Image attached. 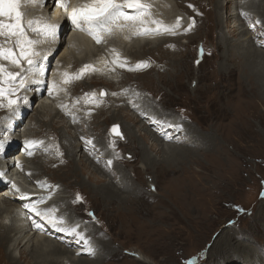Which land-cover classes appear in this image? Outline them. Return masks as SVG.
<instances>
[{
  "label": "bare ground",
  "instance_id": "obj_1",
  "mask_svg": "<svg viewBox=\"0 0 264 264\" xmlns=\"http://www.w3.org/2000/svg\"><path fill=\"white\" fill-rule=\"evenodd\" d=\"M54 1L55 0H52V1L44 0V3L40 4V3H31L29 2V0H21L20 10L23 13L22 21L24 22L27 35L29 36L30 39L37 41V43H35L34 45V49L40 53V57L37 58L36 63L33 66H31V71L28 70L30 66L22 58H21V62L19 66L12 64L8 60H4L0 58V64H3L7 71L19 74L17 80L15 81V90L11 93V97H10V98L16 99L17 104L14 105L12 108H9L8 105L0 104V118H1L0 119V141L5 142L3 149L0 150V173H3V176L0 177V182H1L0 184V253L3 251L4 254H6V257L9 259V261H12L15 264L19 263L20 259L27 258L26 254L33 260V264H66V263L67 264H103L105 263L104 257L106 255H111V253L114 252L115 248L112 247L110 244L106 245L105 242L103 241H100L101 245L99 244L100 245L99 247V245H97V243L93 241L92 234L89 233L83 219L82 220L81 218L74 219L66 215V210L68 209L70 205L68 203H67L68 205L66 204L67 200H65L64 189L61 190L59 188L60 185L59 186L57 185L58 183L57 181L51 180L48 176L42 173H39V171H36V170H40V168L43 169L44 165L47 163L49 164L54 163L55 164L54 168H57V167L58 168L50 172L52 174H54L55 172L59 173L61 171H64V172L66 171V173L68 172V174H66L65 177H62L60 181L62 182V185L66 184L68 181L67 176H69L70 174H72L75 177L76 174L79 175V173H85V171L86 172L88 171L86 170V164H84V159H83L84 157H82L80 160L75 159L76 158L75 155H77V152H79L80 154L83 153L85 154V156L88 157L86 160L89 161V158H90L89 165H91L95 171H99L106 179L101 184L100 183L101 178L100 179L95 178L94 177L95 175L93 174L94 172L93 173L91 172L88 175V179H89L88 182L83 180L85 177L83 178L81 176V178L83 179L76 178L74 184H77V187L78 186L85 187L87 183H89L90 187L88 189L91 190L92 194L99 196L105 202L106 201L116 202V200H120L122 202V200L125 201V199L128 201L127 199L128 196H130L131 194L135 196L136 192L138 191L137 189L138 186H136V184L132 181V178L129 179L128 176H126L127 174L125 173V169L122 170L118 168V166L120 165L118 163L119 162L121 163L124 161L122 153H121L122 151L121 149L122 143H120L121 140L118 141L117 139L109 136L108 131H107L105 142H103L102 140L100 143V141H97L96 138L92 136V134H90L88 131L84 129V127L88 126L89 123L96 124L97 127H101V122H99V120H95L97 117L101 115V112L98 114H95L96 110L100 108H104V106H106L105 108L110 107L108 106L110 104L109 102H111L113 106L115 105L117 106L116 103L118 102V100H121V99L124 100L125 98L127 102V103L125 102V106L129 107L130 109V104H132L131 106L133 107L131 110L134 111L136 116L141 119V125H140L141 127L137 126L138 128H136L134 123H130L131 121L130 117L127 116L126 112L124 111L114 109L112 110V114L114 115L116 113V115L123 116L122 117L123 128L121 127V129L123 130V133L125 132L124 134L126 135V138L129 137L133 141L132 143H137L143 155L141 156V158H142V162L144 166H146L145 168L146 169L148 168L147 170L155 173L156 176L159 174L160 175L164 174V172L167 173V171H165L166 170L165 162L168 163L169 159H171L172 157H175L174 153L176 152L177 148H178L177 149L178 151H181L184 153L185 157L187 156V153L190 151L191 152L199 151L200 153L201 152L200 150H204L203 148L199 149L198 147L192 148V147H186V146L170 145L168 143L164 144L161 142V139L164 142H171L174 139L178 141L180 139V136L182 137V134H184L183 136L184 144H194L197 142L196 138H198V135H199L204 145H205L204 143L205 138L206 139L208 138L209 140H211L210 144L213 145L215 143L214 136H204L205 138L204 137L202 138V135L198 134V131L196 132L192 130L191 128L192 126L190 128L189 127L186 128L184 124L180 122L181 118L177 119V118H173L169 116L162 117V116L155 115V113L152 114L153 112L150 113L147 111H143L141 108L136 106L135 100H134V94H133L134 90H138L139 92L141 90L135 87H129V84H125L126 83L125 81H124L125 83L122 82L124 78H122L123 80L121 81V76L118 79H114L112 75L114 72L121 73L122 71H127V73H131V70H135L134 72L142 71V70L147 69L149 65L147 64L148 65L147 67H141L138 69L136 68V64L138 62L140 61H152V62L157 61L158 62L160 60V59H156L155 57H154L155 60L153 59L143 60L142 57L146 55V54L143 55L145 49H147L148 51H151V50L159 51V49L161 50L162 45L166 43L168 49L170 48V46H172L175 51L176 46L178 45L180 40H182V38L184 40H187L190 37L192 38V35L190 32H192L195 29H191L190 31H185V29L188 28V24L191 23L193 20L196 22V20L193 17H197V15L195 16L192 10L187 9V8L185 9L184 7H182L183 10L180 12L177 11V9L174 10L173 9L174 7L180 8V4H178L177 0H175L174 5L172 3V0H143L144 3H148L151 5V18L162 21L164 25H168V26L175 25L177 23V20L175 17L177 15H181L183 17V20L179 21V26L175 28V34H152V35L132 36L130 35L127 29H124L122 32H119L113 35H109L107 32H101L100 35L103 37V41L101 43H97L96 40L93 38V36H91L86 31H81L77 29L73 24L67 21L66 17L63 16L59 21L58 19L61 16L60 14H57V10L53 9L52 3ZM69 1H73V0H69ZM203 1L207 4L212 3L213 5L212 7L216 9V13H215L216 16L212 15V19H210V21H213L212 26L214 28H217V30L218 29L220 30L218 32V36L220 38L219 39L220 40L219 44L221 45L220 47H222L223 49V51H221V54H220L223 57V63H225V61L229 62L232 60L231 62H233V65H239L240 62L242 61V60L239 61L240 58L244 60L246 59L249 63L248 62L245 64L242 63L240 67L243 68V71L245 72L244 75L247 78L246 80H248V82L246 81L247 84L248 83L251 84L250 91L252 95L258 94L259 90L264 91V77L260 73H258L259 74L258 75L256 73L258 69L255 70V67H254L255 64L259 63L258 58L264 60V33L262 34L263 37H261L260 40H258L259 38L258 39L256 38V35H261L259 32L262 30L264 26V22L262 21L260 17L264 14L262 13V15L259 16L260 14L251 10V8L255 5H258V4L264 5V0H260L259 1L260 3L257 2L258 0H224L223 1L224 3L226 4L230 3L226 11V13L228 12L227 16H225L224 18L225 23H223V19H221L222 12H220V10L224 8V4H222V0H203ZM183 2H188V0H182L181 4ZM190 2L193 4L195 11H196V8H199L202 14L200 6L196 5L192 1ZM187 5H190V3L188 2ZM126 11L129 13H134L135 10L126 9ZM188 11H189L188 13L189 15L186 14V12ZM183 14H186V15H183ZM29 19L37 21L38 23L34 24L33 27H36L39 29H43V26L46 23L57 25L58 26L57 37L55 39H53L51 36H48L46 38L43 34H37V33L32 32L31 29L27 28L26 22ZM196 19L197 21H199V18H196ZM241 19H244V23H242L243 25L240 23ZM0 21H3L6 24L14 22L13 20H10V18L7 16H0ZM149 27L154 28L155 25H149ZM251 27L256 29L257 32L254 34H251L250 33ZM224 28L228 29L227 30L228 34L225 32ZM188 33L190 34L188 35ZM186 35H188V37L184 38V36ZM230 38H234L232 43H230ZM14 41H15V37L8 38L5 36H0V45H2L5 48L12 47L15 50V53L18 55L19 49L16 47ZM203 45L204 44H200V48H199L200 52H204V49L202 48ZM91 46L94 48L92 49ZM61 51H63L62 55H61ZM161 51L163 53H168V50L162 49ZM141 52L143 53L141 54ZM117 54H118L119 60L123 61L126 65L122 69H119L117 67V66H120L119 63H113V60ZM57 55L59 56L61 55V57H59L56 60L55 66H52L53 65L52 62L54 61V58ZM159 58H162V56H159ZM181 60L182 59L174 58V60L172 61L176 64V65L174 64L176 68L178 67L180 68ZM229 65L227 67L228 71H230L232 68V66L230 65L231 67H229ZM85 66H89V67L85 68ZM220 66H222V64ZM51 67H53V72L51 73V77L48 78L47 71ZM162 67L163 66H161L160 68ZM227 68L225 67V69ZM82 69H84V71L81 73ZM105 69H107L106 72H108L106 74L102 72V70H105ZM217 69L219 68L217 67ZM211 70L213 71V69ZM70 71H73V72L70 73ZM212 71L211 72L209 71V73L210 74L213 73ZM65 73H68L70 76H73V77L79 75V78H73L70 80L69 83L65 84L64 83ZM148 74L150 73L142 72V73L136 74L135 77H132V75H130L127 79L130 81V79L132 80L133 78L135 79V78H138L139 76H145ZM160 79L163 80L164 82L165 81L166 82L175 81L176 82V83L174 82L175 89L176 88L181 89L182 87V83L179 80H177V78H174V75H172L170 72L163 73L162 75L158 74V80ZM20 80L24 81L23 86H19ZM97 80H101L100 82L101 85H106V88L104 87L103 88L106 89L107 93H105L102 98L100 97L99 94H100L101 89L103 88L101 87L99 88L97 86L98 84H93V82ZM155 81L156 80H154V82ZM54 83L56 85L55 88L53 87ZM79 83H83V84H79ZM89 84L93 85L92 87L88 88L89 90H84V91L79 90V88L83 86H88ZM4 87H8V85L5 84ZM171 88H173V86ZM50 89H51V94L49 91ZM158 89L159 88H157V90ZM140 93L143 94V92H140ZM140 93H136V94H140ZM236 93L234 92V94ZM44 97L47 99H50L51 101H47L46 103H43L41 101L38 104V106L34 109V113L30 117L29 123H31L32 125V121H34L35 124L39 123L41 127L43 126L47 127L51 125L52 127L55 128L54 130H56L57 133H59L62 140H66L69 142L68 144L66 143L67 145L64 144L66 145L65 149H66L67 158L71 160L69 162L70 164L65 166L67 168L63 167V165L67 161L65 160V155L60 153V149L56 148L58 146V143L56 142V140L52 136L32 134L28 131L29 129H27V127H25V124H24L25 119L23 117L24 116L23 114H25L27 110L29 111L31 109V105L34 102H38ZM8 99H9V96L7 95L4 97H0V100H4L6 102H8ZM217 99L219 100V98ZM233 99L230 98V100H233ZM246 99L248 100L249 98L247 97ZM123 100L121 101L123 102ZM146 103H147L146 107L150 106L151 109H149V111H152L153 107L150 104V102L147 101ZM76 108L79 109V111H77ZM41 116H47L49 118L43 119V117L40 118ZM54 117L55 118L62 117L65 120L67 119L66 120L67 124L73 129H75V133L73 134V136L72 134L71 135L69 134L70 132L66 135L67 132L65 133V131L63 130V127L66 125H63L61 122L59 123V121L61 120L59 121L55 120ZM206 118L208 121L209 119H211V115L207 113ZM107 119H109V121L112 124H115V123L119 124L118 123L119 120L118 118H116V116L114 117L112 116L111 118L107 117ZM219 123L221 122L219 121ZM147 124L150 126V128L148 127ZM152 129L156 131L157 135L161 139H159V137L155 134L154 131H152ZM183 129H185L186 132ZM5 134L7 136L3 138V135ZM148 138L152 140L151 143H148V141L146 140ZM89 141L91 143H89ZM18 142H20L22 145L17 148L15 147V144H17ZM28 142H35V143H28ZM216 145H213V147L214 146L216 147ZM151 147L152 148L158 147L157 153L160 155L159 158H156V156L151 155L150 153ZM29 152H31L32 154L29 155ZM202 152H205V151H202ZM101 159H102V164H101ZM109 161H111L110 164H109ZM179 161H182V160H179ZM93 163L94 164L99 163L100 167L97 165H94ZM167 166L170 168L169 163ZM103 167L105 168V170L103 169ZM134 168L135 167H133V169ZM11 170L12 172L15 171L18 173V175L15 174V177L16 179H18L19 177L20 182H22L25 185L24 186L25 188L22 189L21 186L19 185L21 183L18 184L17 180H15L14 182H12L11 180H8L7 173H10ZM211 177L214 181H216V179L220 180L218 181L220 185L227 184L223 182V179L225 178V176L223 175L222 176L218 175L219 178L214 177V176H211ZM156 182L159 183L158 181ZM146 183H148V181ZM13 184L16 185V188L12 187ZM92 184H95V186ZM16 191H22V192L18 193ZM76 193H77V190H75V195ZM121 196H125V197L121 198ZM41 197H43L44 199L41 200ZM33 204H36L37 207L41 210L55 209V212L53 213V217L56 219H59L61 217L65 218L66 226H78L77 232L82 237H84L85 239L89 241L88 247L92 249V254H89V252L86 250V246L82 239H78L77 236H72V235H68L67 233L60 232L57 229L53 228L50 224H48L46 219H41L40 217H37L35 213L31 211ZM259 204H260V201H259ZM158 207L160 209H158L157 210L158 212L156 213H154L153 211L150 212V209H149L148 212L146 210V213L144 212L143 214L145 216H149L151 221H155L160 224L164 223V224L172 225L175 223H182V219L176 216V213L173 208L169 206H165V204L163 203L159 204ZM131 211L133 212V210ZM133 213L131 212L127 213L128 216L126 215V220H125L127 223H125L124 221V225L126 226V228L127 227L130 228L133 225H138L137 227L135 226V228L137 229V232H135L136 238L138 239L143 238L146 241H151V243L160 242L161 240H163L164 242V239H167L165 238V234H163L161 230L157 228H154L153 230L148 229V228L147 229L142 228V227H145V225L141 224L142 220H140V218L135 220L134 216L132 215ZM88 215H89V212L87 211V216ZM260 217L262 218L260 214L256 213L254 219L256 218V220H258ZM37 224L41 226L37 227ZM228 241L231 242L232 241L231 238H228ZM61 244H63V246ZM69 248H72V249L69 250ZM17 250H19L18 256L15 254ZM139 256L140 257L138 256H135V257L142 262L145 261L142 259V256L140 254ZM246 257L247 258L249 257L248 260L250 261L251 259H254L255 262H257L258 264L264 263V259L262 261V259L260 258L259 259L260 261H259L257 260L258 257L256 258L255 256H251V257L246 256ZM30 262L28 261L27 263L30 264Z\"/></svg>",
  "mask_w": 264,
  "mask_h": 264
},
{
  "label": "rangeland",
  "instance_id": "obj_2",
  "mask_svg": "<svg viewBox=\"0 0 264 264\" xmlns=\"http://www.w3.org/2000/svg\"><path fill=\"white\" fill-rule=\"evenodd\" d=\"M181 1L182 0H177L178 4H180V8L174 7V10L177 9V11L180 12L183 10L182 7H184L185 9L187 8L192 10L195 16L197 15V17H193L196 22L194 24V27L192 28L195 30L190 32L192 38L190 37L187 40H184L182 38V40H180V42L176 46L175 51L172 46H170L171 49H168L167 44L164 43L161 47V50H168V53H163L160 49L159 51H148L147 49H145L147 51L144 50V53L141 52V54L143 53V55L146 54L142 57L143 60H155L154 57L160 60L158 62L145 61L147 62L149 67L142 71L134 72L135 70H131V73H127V71H122L121 73L114 72L112 75L114 79H118L121 76V81L123 80L122 78H124L122 82L125 81L126 83H124L129 84V87L138 88L139 90H141L140 92H143V94L138 90H134L133 92L136 106L141 108L143 111H147L150 113L153 112L152 114L155 113V115L162 117L169 116L177 119L181 118L180 122H182L186 128H190L192 126V130L196 132L198 131V134L202 135V138L204 136H214L215 143L213 145H216V143L219 142L217 143L216 147H213V145L210 144L211 140H209L208 138L206 139L205 137L204 145L199 135L198 138H196L197 142L194 144H184V134H182V137L180 136V139L178 141L174 139V142H164L157 135L156 131L152 129V131L155 132V134L159 137V139H161V142L164 144L168 143L170 145L186 146L192 148L198 147L199 149H204L200 150V153L199 151H196L197 153L190 151L185 157L184 153L178 151L177 148L176 152L174 153L175 157H172L173 160L172 158L168 160L170 168L167 166L168 163L165 162V171H167V173L164 172V174H159L156 176L155 173H153L152 171L150 172L149 170H147L148 168H145L146 166H144L141 158V156L143 155L137 143H132L133 141L129 137L126 138V135L124 134L125 132L123 133V130L121 129V127L123 128V116L116 115V113L114 115L112 114V110L114 109L124 111L126 112L127 116L130 117V123H134L136 128L141 127V119L136 116L134 111L131 110L133 107L131 106L132 104H130V109L129 107L125 106V98L124 100L121 99L123 100V102L121 100H118V102L116 103L117 106H113V104L109 102L110 104L108 106L110 107L107 106L108 108H105L106 106H104V108L96 110L95 114L101 112V115L95 119L101 122V127H97L96 124L89 123V125L84 127V129L92 134V136H94L97 141H100V143L102 140L103 142H105L107 131L109 136L117 139L118 141L121 140V153L124 161L118 163L120 164L118 168L122 170L125 169V173L127 174L126 176H128L129 179L132 178V181L136 184V186H138V191L136 192L137 195L135 194L134 196L133 194H131L127 197L128 201L125 199V201L122 200V202L120 200H116V202H105L99 196L92 194L91 190L88 189L90 187L89 183H87L85 187L78 186V188L77 184H74L76 178L83 179L85 177L83 180L88 182V175L91 172H94L93 174L95 175V178H101V184L106 179L99 171H95L92 166L89 165L90 158L89 161L86 160L88 157L83 153L80 154L79 152H77V155H75V159L80 160L82 157H84V164H86V170L88 171H85V173H79V175L76 174L75 177L70 174L69 176H67L68 181L66 184L62 185V182L60 181L62 177H65L66 174H68V172L66 173V171H61L59 173L55 172L54 174L50 172L58 168H54V163H47L44 165L43 169L40 168V170H36L39 171V173L48 176L51 180L57 181V185H60L59 188L61 190L64 189L65 192H63L65 200H67L66 204L68 203L70 205V208L68 207V209L66 210V215L74 219H83L89 233L92 234L93 241H95L97 245H101L100 241H103L106 245L110 244L115 248L116 251L114 250L111 255H106L104 257L105 263L103 264H111V262L112 264H258L254 259H251V261L248 260L249 257L247 258L246 256H255L256 258L258 257L257 260L261 258L262 261L264 259V91L259 90L258 94L252 95L250 91L251 84H247L248 80H246L247 78L244 75L245 72L243 71V68L240 67L242 63L245 64L248 62L246 59L244 60L240 58L239 61H242L239 65H233V62H231L232 60L229 61L230 63L228 61H225V63H223V57L222 55H220L223 49L222 47H220V38L218 36V32L220 30L214 28L212 26L213 21H210V19H212V15L216 16V9L212 7V3L207 4L203 0H188L190 5H187L188 2H183L181 4ZM190 1L200 6L202 14L199 8H196L195 11L193 4ZM223 1L224 0H222V4H224V8L220 10V12H222L223 16V18L221 16V19H223V23H225L224 18L225 16H227L228 12L226 13V11L230 3L226 4ZM259 1L260 0H258L257 2ZM172 3L174 5L175 0H172ZM260 5L258 4L251 8V10L260 14L259 16H261L262 13L264 14V5ZM188 13L189 11L186 12L187 15H189ZM196 18H199V21H197ZM260 18L264 22V15H262ZM240 23H244V19H241ZM224 29L228 34V29ZM262 30L264 31V26ZM262 30L259 32L261 35H256V38H259L258 40L263 37L262 34L264 32ZM256 32L257 30L251 27L250 33L254 34ZM190 33H188V35ZM188 35L184 36V38H187ZM233 40L234 38H230V43H232ZM200 44H204L202 47L204 49V52H200ZM91 48L93 49L94 47L91 46ZM62 52L63 51H61V55ZM61 55H57L54 58L52 66H55L56 60L61 57ZM159 56H162V58H159ZM174 58L182 59L180 68L175 67L176 64L172 62ZM258 60L259 63L255 64L254 66L255 70H259H257L256 73H260L264 77V60L259 58ZM260 60L262 63L260 62ZM221 64L222 66H220ZM229 64L232 66L230 71H228L227 68ZM230 65L229 67H231ZM161 66H163L164 68H160ZM117 67L119 69L124 68L120 66ZM217 67L219 69H217ZM225 67L227 69H225ZM211 69H213V71ZM106 70L107 69L102 70V72H104V74L108 73L106 72ZM209 71H212L213 73L210 74ZM52 72L53 67H51L47 71L48 78L51 77ZM72 72L73 71H70V73ZM142 72H149L150 74L139 76L138 78H133L132 80L130 79V81L127 79L130 75H132V77H135L136 74ZM167 72H170L172 75H174V78H177V80L182 83L181 89H175V81L164 82L161 79L158 80V74L162 75L163 73ZM154 80L156 81L154 82ZM100 82L101 80H97L94 81L93 84H98L97 86L99 88H106V85H101ZM221 82L223 85L221 84ZM92 86V84H89L88 86L79 88V90H89L88 88ZM172 86L173 88H171ZM104 88L101 89L99 94L101 98L105 93H107L106 89ZM157 88L159 89L157 90ZM230 91L232 92V94ZM234 92L237 93L234 94ZM101 93L104 94L101 95ZM136 93H140L141 95ZM144 94H147L148 96H145ZM45 97L38 102H34L31 105V109L29 111L27 110V112L23 114V117L25 119L24 124L25 127L29 129L28 131L30 133L43 136H52L56 140V142L58 143V146L56 148L60 149V153L65 155V160L68 162H66L67 164L65 163L63 167L67 168L65 166L69 165V162L71 160L67 158L65 146L69 142L66 140H62L59 133H57V131L54 130L55 128L51 125L47 126V128L46 126L41 127L39 123L35 124L34 121H32V125L31 123H29L30 117L34 113V109L38 106V104L41 101L43 103L51 101L50 99H47ZM247 97L249 98L248 100L246 99ZM217 98H219V100ZM230 98L234 99L230 100ZM147 101H149L152 105V111H149V109H151L150 106L146 107ZM0 104L8 105V102L0 100ZM77 111H79V109H77ZM207 113L211 115V119H209L208 121L206 118ZM112 116H116V118H118L119 124H112L109 119H107V117L111 118ZM42 117L43 119L49 118L47 116H41L40 118ZM56 118L54 117L55 120H61L59 121V123L61 122L63 125H66L63 127L65 133L67 132L66 135L70 132L69 134H72L73 136V134L75 133V129L67 124V119L65 120L62 117ZM219 121L221 123H219ZM36 125L38 126V128ZM113 126H118L119 135L112 131ZM148 127L150 128L149 125ZM183 130L185 131V129ZM6 136V134L3 135V138H5ZM146 140L148 141V143H151L152 141L150 138ZM21 145L22 144L18 142L17 144H15V147L18 148ZM157 148L151 147L150 153L152 156H156V158H159L160 155L157 153ZM94 165L100 167L99 163H95ZM133 167L135 168L133 169ZM103 169L105 170L104 167ZM135 169H137L138 171ZM136 172H138L139 174ZM218 175L225 176V178L223 177L224 179H222L224 183H227L226 185H220L218 183V181L220 180L216 179V181H214L211 177L214 176L219 178ZM81 176L83 178H81ZM139 177L141 178V180ZM147 181L148 183H146ZM156 181H158L159 183H157ZM92 185L95 186V184ZM191 186L193 187V189ZM176 189L178 190V192ZM75 190H77L76 195ZM122 197L124 198L125 196H121V198ZM161 203L165 204V206L173 208L176 216L182 219V223H175L172 225L164 223L160 224L158 222L151 221L149 216H145L143 214L144 212L146 213V210L148 212L149 209L150 212H158L157 210L160 209L158 205ZM131 210H133L134 213ZM87 211L89 212L88 216ZM129 212L133 213L132 215L134 216L135 220L138 218L142 220L141 224L145 225V227L141 226L142 228H148L151 230L157 228L161 230L163 234H165V238L167 239H164V242L163 240H161L160 242H152V244L151 241H146L143 238H136L135 232H137V229L135 228V226L137 227L138 225H133L130 228H126V226L124 225L126 215ZM256 213L260 214L262 218L260 217L258 220H256V218L254 219ZM125 223L127 222L125 221ZM228 238H231L232 241L229 242ZM61 245L63 246V244ZM71 249L72 248H69V250ZM18 253L19 250L15 252L17 256ZM138 253L145 261L142 262L135 257H140ZM26 257L27 258L20 259L19 263L16 264H29L27 263L28 261H31L30 264H33V260L29 256H27V254ZM10 263L12 264L13 262L9 261V259L6 257V254H4V252L2 251L0 253V264Z\"/></svg>",
  "mask_w": 264,
  "mask_h": 264
},
{
  "label": "snow or ice",
  "instance_id": "obj_3",
  "mask_svg": "<svg viewBox=\"0 0 264 264\" xmlns=\"http://www.w3.org/2000/svg\"><path fill=\"white\" fill-rule=\"evenodd\" d=\"M31 3H44V0H29ZM56 3H60L61 0H55ZM67 7L66 3L61 5ZM21 0H0V16H7L12 23H4L0 21V36L8 38L15 37V45L19 49V54L15 53L12 47L5 48L0 45V58L10 61L12 64L19 66L21 58L27 62L30 66L36 63L37 58L40 57V53L34 49L35 43L27 35L24 22L22 21L23 13L20 10ZM126 9H134V13H129ZM68 19L77 29L88 32L97 43L103 41L101 32H107L109 35L117 34L127 29L132 36L152 35V34H175V28L179 26V18L177 23L172 26L164 25L162 21L151 18V5L144 3L143 0H86L81 5L72 8ZM27 28L37 34H43L46 38L51 36L53 39L57 37L58 26L54 24H44L43 29L33 27L37 21L29 19L27 22ZM195 21L189 23L188 28L185 31H190L194 27ZM149 25H155V27H149ZM127 38V37H126ZM114 51V50H113ZM113 63H119L120 67H125V63L119 60L118 54L113 60ZM147 62L140 61L136 64V68L147 67ZM89 66H85L88 68ZM84 69L81 70V73ZM64 83L67 84L73 78H79L77 76H70L65 73ZM19 74L9 72L6 70L3 64H0V97L9 96L8 107L12 108L17 104V100L10 98L11 93L15 90V81ZM7 84L8 87H4ZM24 81L20 80V85L23 86ZM55 88V83L53 84ZM51 94V89L49 90ZM104 93H101L103 95ZM112 131L119 135L118 126H113ZM4 141H0V150L4 147ZM35 143V142H28ZM89 143H91L89 141ZM32 153L29 152V155ZM111 161H109V164ZM3 173H0V177ZM16 188V185H12ZM18 190V189H17ZM79 198V197H78ZM44 198L41 197V200ZM31 211L35 213L37 217L46 219L47 223L60 232L67 233L68 235L77 236L78 239H82L86 250L89 254H92V249L88 247L89 241L82 237L77 232L78 226H66L65 218L61 217L56 219L53 217L55 209L41 210L36 204H33ZM41 225L37 224V227Z\"/></svg>",
  "mask_w": 264,
  "mask_h": 264
},
{
  "label": "water",
  "instance_id": "obj_4",
  "mask_svg": "<svg viewBox=\"0 0 264 264\" xmlns=\"http://www.w3.org/2000/svg\"><path fill=\"white\" fill-rule=\"evenodd\" d=\"M179 18V21H181L182 20V18L181 17H178ZM178 18H177V20H178Z\"/></svg>",
  "mask_w": 264,
  "mask_h": 264
}]
</instances>
